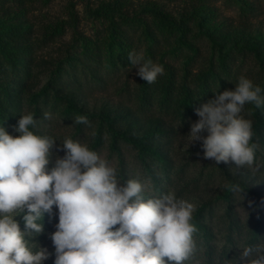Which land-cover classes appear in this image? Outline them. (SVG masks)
<instances>
[{
  "label": "trees",
  "instance_id": "obj_1",
  "mask_svg": "<svg viewBox=\"0 0 264 264\" xmlns=\"http://www.w3.org/2000/svg\"><path fill=\"white\" fill-rule=\"evenodd\" d=\"M35 1L0 0V127L17 136L14 126L20 116L32 113L38 124L31 130L41 136L53 138L48 126L56 119L72 125V137L90 131L88 147L97 152L106 142L109 153L119 161L118 178L122 183L128 180L122 148H129L134 151L140 168L138 180L146 182L150 189V193L145 191L146 197L167 194L179 181L181 169L173 168L166 143L197 119L195 109L215 98L216 93L212 91L234 90L239 77H246L239 69V58L240 63L246 57L256 63L260 76L254 83L261 87L264 96V31L235 27L226 20H218L210 6L213 0H193L196 6L178 17L156 5L128 16L123 0L102 3L88 11V16L99 24L93 36L74 33L63 56L43 73L36 63L41 41L33 38L29 21ZM224 1L243 16L256 14L259 4H264V0ZM63 24L46 29V38L60 36ZM202 42L208 46L206 58L200 54ZM133 50L142 51L145 59L161 64L165 70L155 84L139 78L134 96L137 113L129 108L113 109L106 104L92 111L87 109L81 97L85 86L89 82L102 84L105 78L129 68L127 54ZM175 61L179 62L177 67ZM40 74L47 77L35 90ZM249 110L254 113L251 118L253 140L258 143L256 162L264 164V108L255 109L254 105L246 104L245 113ZM45 112L52 119L44 120ZM147 112L159 117L142 120L140 115ZM77 115L87 116L91 127L74 125ZM161 116L170 123L166 125ZM47 167L51 169L53 165L49 163ZM260 172L264 176V167ZM233 184H238L253 199L244 221L234 208V193L230 191ZM219 207L222 213L217 216ZM26 211L18 220L22 231V216ZM51 215H44L40 221L44 231L33 242L44 238ZM192 223L197 228L196 250L186 264H225L226 260L236 264L238 247L256 244L264 238V193L231 179L219 195L195 208ZM217 224L218 230L214 232L213 225Z\"/></svg>",
  "mask_w": 264,
  "mask_h": 264
},
{
  "label": "clouds",
  "instance_id": "obj_2",
  "mask_svg": "<svg viewBox=\"0 0 264 264\" xmlns=\"http://www.w3.org/2000/svg\"><path fill=\"white\" fill-rule=\"evenodd\" d=\"M127 59L128 70L136 68L137 76L150 85L164 75V67L145 59L142 51L129 52ZM212 92L215 98L195 109L199 119L190 125L189 145L199 141L205 159L234 162L237 169L256 175L264 164L256 162L254 113L249 110L246 118L245 105L264 108L261 87L240 76L234 90ZM43 119L52 115L45 112ZM73 121L91 127L87 116L77 115ZM37 124L27 113L14 126L19 135L0 127V264H43L49 259L46 248L33 251L30 241L44 231L40 221L54 207V264H186L192 258L197 231L192 203L173 192L146 197L144 183H122L117 169L79 139L61 142L65 154L49 170L57 139L36 134L31 129ZM230 191L241 197L244 192L238 184ZM25 210L22 231L15 217ZM238 248L236 264H264V238Z\"/></svg>",
  "mask_w": 264,
  "mask_h": 264
},
{
  "label": "rangeland",
  "instance_id": "obj_3",
  "mask_svg": "<svg viewBox=\"0 0 264 264\" xmlns=\"http://www.w3.org/2000/svg\"><path fill=\"white\" fill-rule=\"evenodd\" d=\"M115 0H49L47 4H42L39 0L35 1L31 13L29 15L30 24L33 26V38L41 41L39 49L36 51V63L40 65L39 71L41 73L47 72L51 65L63 56L67 46L71 43L74 33L81 34L87 37L93 36L94 31L99 28L97 21L88 16V11L95 9L102 3L111 2ZM125 3L124 11L128 16L140 14L146 7L156 5L169 13L173 17H178L180 14L188 12L196 6L193 0H123ZM215 13H217L218 20H226L227 23L235 27H244L248 30L264 31V4H259V10L254 15L243 16L238 9L231 6L224 0H213L210 3ZM71 17L74 18L71 20ZM63 22V32L60 36L48 37L46 29L55 26L57 23ZM201 57L206 58L209 54L208 46L205 42L200 46ZM239 69L245 73L246 77L255 82L260 73L258 67L253 59L246 57L241 63L240 58L237 60ZM177 67L178 61L174 62ZM130 68V67H129ZM126 68L117 75L110 78H105L102 84L88 83L81 93L83 102L87 109H99L106 104L113 109L129 108L136 112L134 96L139 82L137 76V69L131 68L129 71ZM47 75H39V85L35 90L41 86ZM137 113V112H136ZM142 120H147L151 116L159 117L157 114L143 113L140 115ZM247 118V114L245 113ZM168 125L169 119L161 116ZM191 121V123L197 121ZM191 125V124H190ZM48 132L52 134L56 140V146L52 150L51 164L54 166L57 156L63 157L64 151L60 150L61 142L66 138L79 139L82 143L89 145L91 140L90 131L84 134L72 137L74 130L71 124L56 119L51 120L48 126ZM190 132V126L180 131L179 134L166 143V148L169 151V157L173 162V168L181 169V176L176 182L171 192L175 193L177 198L184 199L194 205L196 208L202 202L213 199L219 195L231 179L247 183L251 188L257 189L264 193V176L261 172L253 175L247 169H237L234 162L215 164L214 161L204 158V153L201 148V142L196 141L189 145L190 137L187 135ZM207 135V133H202ZM105 144L97 151L102 158L109 161V163L119 171L118 160L115 155L109 153ZM121 158L128 179H140V168L135 161V153L129 148H122ZM51 170V169H49ZM144 183V182H143ZM146 185V192L150 193L148 184ZM233 195L234 208L241 220H245L253 199L249 198L245 193ZM26 211V210H25ZM217 216L222 213L221 208L217 210ZM21 214L16 216L18 221ZM216 221V219H215ZM58 223V210H53L49 216L48 229L44 238L38 242H30L33 251L38 250L39 246L46 248L50 255L49 259L45 260L43 264H54L55 249L50 239V234L56 231L55 225ZM219 225H213L214 232L218 230ZM217 239L220 235L217 234ZM220 245V242L218 243ZM241 251V250H239ZM240 255V252H239ZM198 263V262H197ZM195 263V264H197Z\"/></svg>",
  "mask_w": 264,
  "mask_h": 264
}]
</instances>
